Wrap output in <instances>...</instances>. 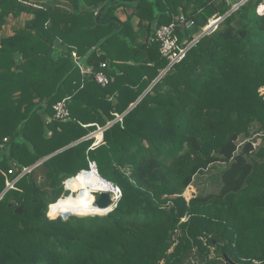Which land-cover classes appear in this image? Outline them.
Listing matches in <instances>:
<instances>
[{
    "label": "trees",
    "instance_id": "trees-1",
    "mask_svg": "<svg viewBox=\"0 0 264 264\" xmlns=\"http://www.w3.org/2000/svg\"><path fill=\"white\" fill-rule=\"evenodd\" d=\"M28 1L0 0V30L31 16L0 39V264H264V0L228 15L241 0H139L119 29L120 1ZM180 15L193 23L176 27L180 48L223 19L169 67L155 33ZM73 53L93 72L105 63L110 83L83 78ZM65 98L69 119L55 120ZM98 127L99 144L80 141ZM89 161L121 189L115 207L48 218ZM218 165L212 191L186 200Z\"/></svg>",
    "mask_w": 264,
    "mask_h": 264
},
{
    "label": "built area",
    "instance_id": "built-area-1",
    "mask_svg": "<svg viewBox=\"0 0 264 264\" xmlns=\"http://www.w3.org/2000/svg\"><path fill=\"white\" fill-rule=\"evenodd\" d=\"M222 17H216L213 18L212 20H210L207 24V26L203 29V32H206V34H209V32L214 31L219 22L222 20ZM221 19V20H220ZM185 17L184 16H180L175 18L172 22H170L167 25H162L160 26L155 33V38L156 41L159 43V47H160V53L163 57H166L169 60V67L172 66L173 64L177 63L178 61H180L183 56L185 55L186 51L195 43L191 42L187 47L185 48H180L178 45V40L177 37L175 35V29L178 25L181 26H187L190 27L193 23L192 21L189 22L188 24H185ZM202 32V33H203ZM205 34V35H206ZM73 57V61L76 64V66L79 68L80 74L82 75L83 78L88 79L91 78L93 79V81L102 86L105 87L110 83V79L109 77L102 71L103 69L106 68V64L102 63L100 65V71L98 72H93L91 70V68L89 67H84L83 65H81V63L78 61V57L76 56L75 53L72 54ZM168 69V68H167ZM69 98H65L63 100H61L60 102L56 103L53 107L54 110V114H53V118L55 120H66L69 119V110L67 107V101ZM118 120H121V117H118ZM102 128H97V132L101 135V140H102V132L101 131ZM92 134V133H91ZM93 137V135H88L86 136L87 139H89L90 137ZM101 140L98 141L97 144H99L101 142ZM7 139H4L3 142H6ZM96 143L93 144L92 147L97 145ZM28 171V170H26ZM25 171V172H26ZM81 172H85V173H95L97 178H100L102 180V182H104L107 185V191L103 192V191H96L94 194H98V193H108L113 201V206L115 207V205L117 204V202L120 200L121 196L119 199H114L113 197L116 195L115 193V188H117L118 186L112 184L111 182L101 178L97 172V166L96 163L93 161H89L88 162V170L86 171H81ZM9 183H7L8 186ZM13 184L10 185L13 187ZM11 187V188H12ZM119 188V187H118ZM65 189H66V183H65ZM120 189V188H119ZM67 190V189H66ZM121 192V189H120ZM122 193V192H121Z\"/></svg>",
    "mask_w": 264,
    "mask_h": 264
},
{
    "label": "crops",
    "instance_id": "crops-1",
    "mask_svg": "<svg viewBox=\"0 0 264 264\" xmlns=\"http://www.w3.org/2000/svg\"><path fill=\"white\" fill-rule=\"evenodd\" d=\"M58 1L60 3H62V4L65 3V0H58ZM117 1H120L122 3H126L127 4L126 6H120V7H118L117 10L115 11V18H112L111 19V20H114V21H116L118 23V29H119L121 27V24L126 21L127 17L134 12V7H135V5L137 4V2L139 0H111V2H117ZM241 1H243V0H241ZM36 3L37 2L35 0H29L28 2H24V5L27 6V7H31L32 9H41V7L39 5H37L39 3H37V4ZM41 3L42 4H47V3H49V0H43V1H41ZM103 9L104 8H101L96 13V20H98L100 18V14L102 13ZM189 12L192 13L193 11L192 10H189L188 13ZM29 13L30 12H28V11L23 12L21 14V16L19 18H17V19L12 18L11 16L9 18H7L5 25L0 30V39L2 37H7V36L13 35V33H14V31L16 29H18L20 26H22L23 23L26 20H28V19L31 18V16L29 15ZM180 16H184V15H180ZM180 16H178V17H180ZM137 23H138V21L137 20H134L133 26H134V29L135 30L137 29V27H136ZM149 88H150V86L145 90L144 93H146V91H148Z\"/></svg>",
    "mask_w": 264,
    "mask_h": 264
},
{
    "label": "rangeland",
    "instance_id": "rangeland-1",
    "mask_svg": "<svg viewBox=\"0 0 264 264\" xmlns=\"http://www.w3.org/2000/svg\"><path fill=\"white\" fill-rule=\"evenodd\" d=\"M260 9H261V7H260ZM202 32H203V30H202ZM202 32L199 34V35H197L195 38H194V40L195 39H197L201 34H202ZM209 33H211V32H209ZM193 40V41H194ZM259 93H260V95H264V87L263 88H261L260 90H259ZM90 135H93V137L91 136L90 138H94V143L93 144H97L98 143V141L99 140H101V135L97 132V131H95V132H93L92 134H90ZM241 142H239V145H238V148L239 149H241V148H243L244 146H245V144L246 143H251L249 140H247V139H241L240 140ZM93 146V145H92ZM254 147V146H253ZM219 167L220 168H222L223 166H220V165H218L217 167H215V168H213V169H211V170H209L208 172H206V173H204L203 175H200V176H198L195 180H194V182H193V184L184 192V197L186 198V200H189V199H192V197H195L196 195H198L199 193H208V192H210V191H212V189H213V187H215V185H214V183L217 181L216 180V178H218V176H219V171H218V169H219ZM8 173H10V175L13 173V170L12 171H8ZM14 174V173H13ZM218 175V176H217ZM69 180V179H68ZM67 181V180H66ZM66 181H64V188H65V183H66ZM14 182H16V179L14 180V181H8V188H11L12 186H10V185H12V183H14ZM214 186H213V185ZM66 189L70 192V194L68 195V202H70L71 201V199H72V197H74L75 198V201H78V197H77V193L80 195V193L77 191V190H74V191H72V189L70 190V189H68L67 187H66ZM94 196H95V194H93ZM66 197V196H65ZM49 206V205H48ZM70 211V210H69ZM49 212V208H48V210H47V213ZM47 213H46V215H47ZM68 214V213H67ZM69 215V214H68ZM48 216V215H47ZM74 216H76V215H74ZM88 216V215H87ZM49 218V217H48ZM57 218H60V219H65V217L63 218V217H60V216H57V217H55L54 219H57ZM51 219H53V218H51ZM213 250V249H212ZM214 255H211V257H213Z\"/></svg>",
    "mask_w": 264,
    "mask_h": 264
},
{
    "label": "clouds",
    "instance_id": "clouds-1",
    "mask_svg": "<svg viewBox=\"0 0 264 264\" xmlns=\"http://www.w3.org/2000/svg\"><path fill=\"white\" fill-rule=\"evenodd\" d=\"M261 8H264V5H261ZM116 195L113 197L114 199H119L122 193L120 189L115 188ZM92 201L88 198V193H84V198L79 199L75 203H70L65 201L61 203V201H57L54 204H49V212L47 213L49 218H55L53 216V211L59 208L63 212L69 211V208L72 209V214L77 216H87V215H105L106 212L112 211V208H108L105 211H97L95 208L91 207Z\"/></svg>",
    "mask_w": 264,
    "mask_h": 264
},
{
    "label": "water",
    "instance_id": "water-1",
    "mask_svg": "<svg viewBox=\"0 0 264 264\" xmlns=\"http://www.w3.org/2000/svg\"><path fill=\"white\" fill-rule=\"evenodd\" d=\"M246 0H243V1H241L239 4H237V5H235L226 15H228V14H230L231 12H233L239 5H241L243 2H245ZM225 15V16H226ZM98 18V17H97ZM221 19H223V17L221 18ZM220 19V20H221ZM206 34V32H203L197 39H195L194 40V42L193 43H196L200 38H202L204 35ZM167 70V68L158 76V78L152 83V85L150 86V88L148 89V91L152 88V86L161 78V76L165 73V71ZM148 91H146V93L148 92ZM146 93H144L126 112H128L130 109H132L143 97H144V95L146 94ZM118 121V118L115 120V121H113L112 123H110L109 125H111V124H113V123H115V122H117ZM108 125V126H109ZM108 126H106L105 128H107ZM105 128H102L101 129V131L100 132H103L104 131V129ZM85 139H87V137H85V138H83V139H81L80 141H82V140H85ZM80 141H77L76 143H74V144H77L78 142H80ZM71 146V145H70ZM254 150V147H253V145H252V143H246L245 144V146L243 147V152H244V154H248V153H250V152H252ZM58 152H60V151H58ZM57 152V153H58ZM56 154V153H55ZM52 156V155H51ZM45 159H47V158H44L43 160H41V161H39L38 163H36V165H38V164H40L41 162H43ZM35 165V166H36ZM28 171H29V169H28ZM28 171H26V172H28ZM25 172V173H26ZM0 198H1V196H0ZM112 206H113V201H112V199H111V197H110V195L108 194V193H98V194H96L95 196H94V207L96 208V209H98V210H101V211H105L106 209H108V208H112ZM16 212L17 213H21L22 212V208H18V210H16ZM108 212H106V214H107ZM228 261V260H227ZM229 262V261H228Z\"/></svg>",
    "mask_w": 264,
    "mask_h": 264
},
{
    "label": "bare ground",
    "instance_id": "bare-ground-1",
    "mask_svg": "<svg viewBox=\"0 0 264 264\" xmlns=\"http://www.w3.org/2000/svg\"><path fill=\"white\" fill-rule=\"evenodd\" d=\"M66 187L68 189L77 190L80 193V197L84 198V193H88V198L91 199V207H94V193L96 191H107V185L102 182L100 178L96 177V174L93 172L85 173L80 172L76 177L66 181ZM96 209V208H95ZM97 211H101L96 209ZM67 213V212H66Z\"/></svg>",
    "mask_w": 264,
    "mask_h": 264
}]
</instances>
